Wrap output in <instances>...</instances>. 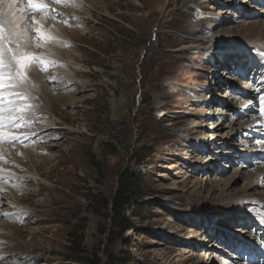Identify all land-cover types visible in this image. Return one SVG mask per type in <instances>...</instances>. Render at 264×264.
<instances>
[{
  "label": "rangeland",
  "instance_id": "rangeland-1",
  "mask_svg": "<svg viewBox=\"0 0 264 264\" xmlns=\"http://www.w3.org/2000/svg\"><path fill=\"white\" fill-rule=\"evenodd\" d=\"M39 2L44 13L28 10L26 24L43 16L60 27L54 47L64 62L40 57L32 30L36 68L64 98L54 113L29 114L38 102H15L0 115L18 121L6 137L0 131V264H264L254 220L262 199H234L264 171V134L252 124L264 117V78L246 55L264 61L263 48L246 40L264 31V0ZM61 75L85 92L57 88ZM248 89L254 94H240ZM229 95L237 100L228 108ZM49 125L59 126L57 141ZM130 177L136 186L118 204ZM222 191L230 204L217 203Z\"/></svg>",
  "mask_w": 264,
  "mask_h": 264
},
{
  "label": "bare ground",
  "instance_id": "bare-ground-1",
  "mask_svg": "<svg viewBox=\"0 0 264 264\" xmlns=\"http://www.w3.org/2000/svg\"><path fill=\"white\" fill-rule=\"evenodd\" d=\"M24 1L27 2V0H19V3L17 4L18 0H0V19H3L6 23L7 22H11V27L14 29V31H16L17 33H21L19 45H17L16 43H11L7 39L5 40V44H9V45L15 46L16 48L19 47V49L22 52H24L26 55L36 57V56H38V54L34 51L35 50V46H36V44H34V43L35 42H38V41H35V39H34L36 37V38L40 39V41H41L40 42V45L42 47V50L44 51V52H42V51L40 52L41 53V55H39L40 57H44L45 59H48L49 58L48 56L49 55L50 56L52 55L53 57H50V58L54 59V57H56V59L58 60L57 62H60V61L64 62L62 60L63 58L61 59L60 56L57 54V50L54 47L56 45H57L56 48L59 47V43H58L59 42V38L62 37L61 28L60 27H56V26H54L55 28H50V27L48 28L47 25H46L47 23L44 22L45 21V18L43 16L40 17V18L38 16L33 17L35 15L32 16L33 17L32 20L34 21L36 27L30 28L29 25H28L29 26L28 27L27 26V24H28L27 23L28 16H27V19H26V13L28 12L30 6L29 5L28 6L24 5ZM67 2H63V4L62 5L59 4V6H61L62 8L63 7H67V4H68ZM40 3L44 5L43 2H40ZM79 5L81 6L80 2H79ZM30 11H33V10H30ZM34 11L35 12L36 11H39V14H43L44 13V6H43L42 9L34 10ZM57 11H59V10H57ZM60 11H62L61 8H60ZM52 14H55V13H53V10L50 12V15H52ZM37 29H39L40 32H42L44 34L42 38L40 37L39 33L37 32ZM32 30H33V33L35 34V37H33V38L31 36ZM247 31L248 30H246V32ZM244 34H245V32H244ZM4 36L6 38L8 36L7 29H5ZM78 36H82V35L77 34L76 37H78ZM74 40L76 41V39H74ZM246 40H247V43L249 45L257 44V46H261L263 48V52H264V31L263 30L262 31L255 32L254 29L253 30L251 29V31L250 32L248 31V33H247ZM43 41H45L46 43H43ZM52 44H53V46H52ZM60 46H62V45H60ZM198 48H200V46H197V47L196 46H194V47H192V46H189L188 47L187 46V47H184L183 48V51H188V52L191 51L192 52V51H194L195 49H198ZM246 50H248V49H246ZM242 52L244 53L245 51H242ZM42 53H43V55H42ZM246 55L248 56V58H247V64L248 65H251V67H248V68H250L251 70H254V72L258 76L262 77V79H263L264 78V61L258 60V59H253V56L252 55H248V52H246ZM228 58L229 57L227 56L226 59H228ZM8 59H9L8 57L7 58L5 57V64L6 65L8 63ZM245 59H246V57H245ZM36 66H37L36 63H31L30 65H27L26 72L25 73L23 72L24 74L31 73V72L32 73L35 72V73L39 74V80L36 83L33 82V81H31L32 78L29 76V74H26V80H25V82H27V84H29V86L27 85V88H26V85H25V88L26 89H22V87L20 88V84L18 82H15V81L13 83H17V87H15V88L8 87L10 77L7 76L8 69H7V67H5V69H4V73L5 74H4L3 78H2L3 79V84H4V91L2 93V96H3V111H2V113H0V115H2V114L5 115V113H8L7 112V109L10 107V104H13V103H10V101L18 102V104L21 103V102H25V103L26 102H32V103L33 102H35V103L38 102V106L29 105V107L27 108L28 109L27 112H29V114L40 113L42 111V109H44L43 107H45V106H50L52 112L54 113L55 109L60 105V102L63 101V98L64 97L63 98L60 97L57 100L54 98L55 95L52 94L53 91L49 87H47V80H42V78H43L42 77V72L38 68H36ZM64 66H66L68 69L74 68L69 62L66 63V65L64 64ZM104 66L106 67L107 64H105ZM17 70H19V69H17ZM75 70L78 71V69H76V68H75ZM79 72H83V71L82 70H79ZM61 76H63V78L62 77H59V78H57L55 80V83L57 84V86H56L57 88L64 89V90H66L71 95H77V94H79L81 92H85V90L87 88L86 87L87 85L85 86V85L79 84V82L77 83L76 81H74L72 79L73 77L70 79V78H65L66 77L65 75H61ZM256 80L258 81V79H256ZM262 81H264V80H262ZM30 86L32 88L31 94H30ZM22 91L24 93V96H23L22 99H20V102H19V99L16 96L10 95L12 92H20V93H22ZM254 92L256 93V90H254ZM252 93L253 92L251 91V89L250 90L248 89L247 91L241 92L240 94L241 95H246L247 94L249 96ZM224 98L226 99V101L222 102L223 103L222 105L224 107H228V108L230 106H232L231 105L232 104L231 102L233 100H237V98H234L231 95H229V96H223V99ZM42 103H43V105H42ZM71 105H73V104H71ZM5 109H6V112L4 113V110ZM246 113H247V115H249L248 112H246ZM13 114L14 113H12V116H14ZM24 115H25V113H24ZM4 117H5L4 119H6V115ZM16 117H15V119H16ZM254 118H255V116H254ZM10 121H11L10 119H7V121L4 122V121H2L0 119V122L3 123V127H0V131H5L4 132L5 134L3 133L5 135V137L7 135H9L8 128H9V122ZM68 121L71 123L73 121V119H70V120L67 119V122ZM44 123H46V122H44ZM252 124H253V132H255L256 134L262 136V134H264L263 133L264 132V117L261 118V120H253ZM44 125H46V127H43V128L46 130V128L48 126H47V124H44ZM208 125H207V127H208ZM49 126H51V125H49ZM58 130H60L59 129V126H56V125H52L50 127V129H47L48 132H51V135L54 134V136H55L54 138L51 139L52 141H57L58 140V135H60V131H58ZM74 132L75 131L72 130V129H67V133H66V135L68 136L67 139H69V137L72 136L74 134ZM2 136H0V137L2 138ZM6 140H7V138H6ZM15 140H17V139H15ZM263 142H264V136H263ZM56 143L57 142H54V148H59L61 150V153H62V151H63V149H62L63 148V144H61L62 142L59 143L60 146H57ZM2 144L4 145V143H2ZM51 147L52 146H48V148H51ZM1 156H3V154ZM5 159H3L2 161H4ZM6 161H7V159H6ZM36 170H37V167H36ZM52 173L53 172L50 171L48 174L49 175H52ZM40 175H41V173H40ZM251 176L252 177L250 178L249 182L248 183L246 182V186L248 188V191L247 192H244L243 194H240L238 196H235L234 199H235V203L236 204H239V203L244 202L245 201V198H247L248 200H250V197H254L256 195H260V197H261L262 200L256 201V203H257L256 204L257 215H254L255 216V219L254 220H255V224L261 229V231H264V192H261V194H257L255 192L257 190H263L264 191V171H261L260 169L254 170L253 171V174ZM26 178H27V181H29V183H32V181L36 179L33 176H27ZM234 178H230L229 177L228 180L229 181H233ZM243 178H244V176L242 175L240 179L242 180ZM237 182L238 181H234L231 186L235 185ZM203 190H206V189L204 188ZM214 190H215V187H213V188L211 187L210 189H208L209 192L212 191L211 193H213ZM218 196L219 197H218V202L217 203L221 202L223 204H230V201L231 200L229 199L228 195L225 194L223 191ZM214 200H216V198H214ZM259 234H261V233H259ZM261 236H264V232L262 233ZM201 264H203V263H201Z\"/></svg>",
  "mask_w": 264,
  "mask_h": 264
},
{
  "label": "snow or ice",
  "instance_id": "snow-or-ice-1",
  "mask_svg": "<svg viewBox=\"0 0 264 264\" xmlns=\"http://www.w3.org/2000/svg\"><path fill=\"white\" fill-rule=\"evenodd\" d=\"M28 5L30 6L29 10H39L43 8V4L39 2V0H27ZM5 29H7L8 36L7 38L4 36ZM40 37H43V33L37 29ZM20 35L21 33H17L11 27V22H5L3 19H0V113L3 111V96L2 93L4 91V84H3V76H4V69L7 67V76L10 77L8 87L15 88L17 83H24L26 77L23 76V72L26 70V66L30 65L31 63H40V58L34 56H28L24 52H22L19 47L16 49H12L7 47L5 44V40L7 39L11 43H16L19 45L20 43ZM8 53L9 59L7 65L5 64V53ZM264 58V55H262ZM19 69V70H17ZM10 95L16 96L18 99H22L24 94L20 92H12ZM10 103H15L14 101H10ZM18 123L17 120H13L9 122V126H14ZM0 127H3V123L0 122ZM18 139V137H11L9 142L12 140Z\"/></svg>",
  "mask_w": 264,
  "mask_h": 264
},
{
  "label": "trees",
  "instance_id": "trees-1",
  "mask_svg": "<svg viewBox=\"0 0 264 264\" xmlns=\"http://www.w3.org/2000/svg\"><path fill=\"white\" fill-rule=\"evenodd\" d=\"M126 176H129V173L126 174ZM135 179L134 177H130L129 179L126 178V180H122V182L120 183V186H119V191H118V198H117V203L118 204H122L126 201H129V200H126L127 197L126 195L132 191V189L135 188V184H132V180ZM126 223H128V220L124 219L123 220V224L125 225ZM125 227H129V225H125Z\"/></svg>",
  "mask_w": 264,
  "mask_h": 264
}]
</instances>
